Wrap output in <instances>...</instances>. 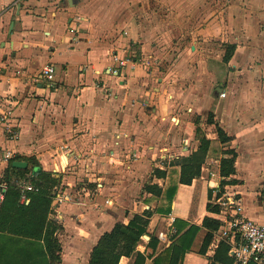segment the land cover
<instances>
[{"label": "crops", "instance_id": "obj_1", "mask_svg": "<svg viewBox=\"0 0 264 264\" xmlns=\"http://www.w3.org/2000/svg\"><path fill=\"white\" fill-rule=\"evenodd\" d=\"M253 1L264 5V0ZM119 3L0 0V116L7 114L6 122H0V156L9 150L14 153L10 162H25L26 167L27 161L36 162L53 173L63 189L81 181L92 189L100 186L97 209L86 200L84 205L62 204L56 210L50 204L46 221L60 225L55 233L61 248L59 264H87L104 232L115 223L127 224L144 210L152 211L147 233L141 236L144 244L136 248L144 255V264H152L170 245L171 219L199 227L181 264H209L220 242L228 246L225 241L214 246L213 232L205 255L198 254L206 234L202 219L219 218L213 183L239 193L243 214L264 223V39L250 43L254 47L247 49L246 59L245 53L239 55L244 46L237 44L228 75L233 94L222 107L225 88H216L224 97L209 98L205 88L191 80L169 81L156 75L151 54L144 53L152 44L148 45L147 35L156 28L140 19L126 24L127 11L124 14ZM256 6L251 10L253 19L258 15ZM128 48L134 53V67L121 75L107 74L111 55ZM45 64L55 68L52 82L41 77ZM214 104V122L231 137L225 145L217 141L213 126L203 122L204 111ZM189 114L200 116L199 127L209 130L205 136L210 145L200 176L183 185L177 183L179 164L198 146ZM10 132L15 138L10 139ZM226 149L236 153L234 173L228 178L234 184H223L228 179L219 174ZM5 167L0 162V173ZM155 168L165 172L164 178L152 175ZM251 177L258 178L253 188L248 186ZM145 183L157 184L162 193L176 184L167 215L155 213L162 195L144 192ZM105 197L111 199L110 206L102 205ZM207 205L217 210L209 212ZM152 233L155 243L150 242ZM10 237L0 235V246L5 240L30 246L29 240ZM132 261L121 257L118 264Z\"/></svg>", "mask_w": 264, "mask_h": 264}, {"label": "trees", "instance_id": "obj_2", "mask_svg": "<svg viewBox=\"0 0 264 264\" xmlns=\"http://www.w3.org/2000/svg\"><path fill=\"white\" fill-rule=\"evenodd\" d=\"M227 47L228 51L222 57L224 63H228L231 59L235 45L229 44ZM205 122L213 126L217 141L221 145L231 141V137L214 122L212 113L207 114ZM194 126L198 146L179 164L178 184L190 185L192 180L200 176L201 167L209 150L210 140L200 129L198 119L194 121ZM222 154L225 157L219 161V174L222 178L228 179L234 173L236 153L233 149H226ZM27 163L26 168L18 169L12 167L9 162L1 173V179L9 185V189L0 209V235L29 240L30 246L19 245L18 242L11 240L10 243L15 245L11 247V244L5 240L0 246V264H59L61 248L55 233L60 229V225L46 221L52 200L51 190L59 184V180L53 173L43 171L36 162L31 160ZM152 172V175L158 179L165 176L164 171L156 168ZM21 177H25L32 187L37 189L26 193L27 202L19 201L20 192L15 187V180ZM235 182L232 179L222 181L223 184ZM142 189L155 197L162 195L163 203L157 207L155 213L167 215L170 212L176 189L175 183H171L163 193L157 184L145 183ZM206 210L215 212L217 207L212 208L207 205ZM151 216V210H144L141 214H134L127 224L115 223L111 230L104 232L92 247L87 264H118L121 257L132 258V264H144L145 257L136 248L142 241L141 236L147 233ZM219 224V218L205 216L202 219L201 227L205 229L206 234L198 250L199 255H205L212 234L218 229ZM171 226L173 233L170 236V245L153 258L152 264H181L185 254L190 251L192 240L199 227L189 225L180 219H174ZM150 242L155 243L156 239L151 237ZM227 251L228 246L220 242L209 264H232L233 261L227 255Z\"/></svg>", "mask_w": 264, "mask_h": 264}, {"label": "rangeland", "instance_id": "obj_3", "mask_svg": "<svg viewBox=\"0 0 264 264\" xmlns=\"http://www.w3.org/2000/svg\"><path fill=\"white\" fill-rule=\"evenodd\" d=\"M119 2L120 7L125 11L124 14L126 11L128 14L126 24L138 23L140 19L149 23L152 28H156L152 34L147 35V43L148 45L152 43L151 48L154 49L150 48L149 51L144 52L151 54L153 59L149 58V60L157 69L156 75L167 76L169 81L191 80L193 81H189L191 84L205 88L204 91L208 93L209 98L214 96L220 98L216 88H225L227 93L221 98L222 107V103L230 100L233 94L230 85L233 82L228 75L230 76L229 72H232L230 65L235 49L230 61L224 63L222 57L228 51L227 45L233 44L236 48L241 42L244 50L239 55L245 53L243 59H246L247 49L254 47L250 43L253 40L263 42L264 39V5L253 0L252 2L251 0H119ZM255 5L258 15L253 19L251 10ZM120 29L123 31V28ZM249 29L252 32H249ZM259 52L258 55L262 57V46ZM205 72H208V76ZM195 74L197 77H193ZM214 106L215 104L204 111L205 124L207 114L212 113ZM189 115V120L198 119L199 125L202 123L200 116ZM170 122L173 123V119ZM203 133L209 134V130ZM257 180L258 178H248V186L255 187ZM259 197L261 201V194ZM153 233L155 235V232ZM154 235L152 237L156 239ZM140 244H144V241Z\"/></svg>", "mask_w": 264, "mask_h": 264}, {"label": "built area", "instance_id": "obj_4", "mask_svg": "<svg viewBox=\"0 0 264 264\" xmlns=\"http://www.w3.org/2000/svg\"><path fill=\"white\" fill-rule=\"evenodd\" d=\"M19 1L22 0H15V2ZM133 55L131 48L125 49L121 54L113 53L106 66L107 74L121 75L127 68H133L135 64ZM40 74L44 80L52 82L55 77V68L51 64H45L41 68ZM224 95V92L219 94L220 97H224ZM5 116H7L6 113L1 114L0 122H6ZM13 134L15 133L10 132V139L15 138ZM13 156L14 153L4 150L1 153L0 162L7 165ZM15 185L20 192V202L28 201L27 192L37 191L25 177L15 180ZM98 187L92 189L89 183L84 181L72 185L69 190L63 189L59 185L54 186L51 190L53 210L62 204L81 206L84 205L85 200L91 207L97 209L99 207L96 201ZM8 189L9 185L1 179L0 173V209ZM212 200L219 207L220 220V226L213 235V245L216 246L220 241L227 242V254L233 260V264H264V223H258L246 217L243 214L241 196L235 190H229L227 186L213 183ZM102 201L103 206H110L112 202L109 197L103 198ZM173 220L171 219V223Z\"/></svg>", "mask_w": 264, "mask_h": 264}, {"label": "water", "instance_id": "obj_5", "mask_svg": "<svg viewBox=\"0 0 264 264\" xmlns=\"http://www.w3.org/2000/svg\"><path fill=\"white\" fill-rule=\"evenodd\" d=\"M71 0H68V2H70ZM11 166L14 167V168H18V169H24L26 168V163L25 162H20V161H12L11 162ZM262 204H263V207H264V189H263V192H262Z\"/></svg>", "mask_w": 264, "mask_h": 264}]
</instances>
